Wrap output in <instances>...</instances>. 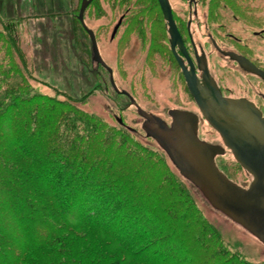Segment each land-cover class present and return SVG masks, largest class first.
I'll return each mask as SVG.
<instances>
[{"label":"trees","instance_id":"trees-1","mask_svg":"<svg viewBox=\"0 0 264 264\" xmlns=\"http://www.w3.org/2000/svg\"><path fill=\"white\" fill-rule=\"evenodd\" d=\"M133 2L129 22L150 21L154 0ZM92 7L101 9L98 0L86 11ZM12 20L0 13V264L185 263L204 241L224 254L162 153L72 97L32 88L20 20ZM228 256L216 264H248Z\"/></svg>","mask_w":264,"mask_h":264},{"label":"rangeland","instance_id":"rangeland-1","mask_svg":"<svg viewBox=\"0 0 264 264\" xmlns=\"http://www.w3.org/2000/svg\"><path fill=\"white\" fill-rule=\"evenodd\" d=\"M123 2L125 3L121 4L119 0H98L101 9L96 12V19H92L94 12L91 10L86 11L85 21L99 33L100 53L113 69L118 87L128 90L148 113L160 114L169 120L166 110L169 105L168 99L181 103L184 97L182 83L177 79V70H174V96L170 97L172 89L167 80V71H159V64L155 65L152 59L140 58L139 46L134 37L121 45L118 41H109L113 26L126 12V8L134 3L133 0ZM81 3L82 0H0V13L6 21L20 20L19 24L16 23L18 35L15 32L14 34L17 35L27 57L32 74L30 76L32 88L47 95L59 94L57 96L62 99L66 96L72 97L78 107L100 118L110 127H117L119 124L116 117H121L126 125L136 130L130 132L138 140L164 155L168 167L191 188L196 206L219 233L224 254L216 252L211 242L204 241L198 243L199 247H194L195 256L189 262L169 263L154 260L145 264H216L218 260L228 258V255L240 256L248 264H264V243L214 209L198 189L182 177L158 143L146 136L142 129L143 117L137 109L134 106L128 107L129 99L112 88L106 69L92 61L89 36L76 19ZM172 3L180 13L186 6L184 0H172ZM155 4L158 7L157 0H154V6ZM150 23L151 21L147 22ZM0 30L5 36L1 24ZM146 49L143 46V50ZM190 108L197 110L192 100ZM199 135L212 143L221 142L218 133L206 121L201 122ZM216 164L237 184L248 187L252 182V176L236 161L229 150L216 158ZM89 233L82 236L90 239L87 235ZM95 235L103 237L96 233ZM101 241L106 240L101 238ZM106 243V246L111 248L108 241ZM63 256L64 254H61L58 258L64 260ZM36 258L41 257L37 255ZM131 263L134 264L132 261Z\"/></svg>","mask_w":264,"mask_h":264},{"label":"flooded vegetation","instance_id":"flooded-vegetation-1","mask_svg":"<svg viewBox=\"0 0 264 264\" xmlns=\"http://www.w3.org/2000/svg\"><path fill=\"white\" fill-rule=\"evenodd\" d=\"M169 2L178 31V39L174 46V37L159 0H157L158 7L151 9L150 24L141 22L142 19L138 17L135 24L130 23L132 19L127 13H123L109 36V41H118L120 45L134 37L139 46L140 58L152 59L155 65L159 64V71H167V80L172 89L170 97L174 96V70H177V79L182 83L184 96L181 103L167 98L169 105L166 110L169 120L164 119L160 114H150L171 125L173 118L170 112L180 110L193 113L198 121L199 138L209 142L200 137L199 127L202 121H206L212 128L213 126L190 92L182 67L185 66L188 71H194L205 98L211 99L212 94L216 93L225 99L244 100L252 104L264 118V0H184L186 6L181 13L173 6L172 0ZM91 10L94 12L92 19L95 20L97 11L94 7ZM103 13L105 14V10ZM88 27L93 30L99 47V33L96 29ZM143 46L147 49L143 50ZM106 71L108 72L107 69ZM108 74L110 81V73ZM118 89L119 91L114 90L129 99L128 107L142 108L128 90L119 87ZM130 96L136 104L131 101ZM191 100L196 111L190 108ZM212 101L216 99L213 98ZM144 121L143 118V123ZM213 129L218 133L221 142L209 143L221 145L225 148V153L226 150L232 153L224 145L222 135L215 128ZM221 155L223 154L217 155L216 158Z\"/></svg>","mask_w":264,"mask_h":264},{"label":"water","instance_id":"water-1","mask_svg":"<svg viewBox=\"0 0 264 264\" xmlns=\"http://www.w3.org/2000/svg\"><path fill=\"white\" fill-rule=\"evenodd\" d=\"M92 1L82 0L77 18L91 39L93 62L108 70L113 88L119 91L113 70L102 58L95 34L84 19ZM159 3L170 25L174 46L178 31L170 2L159 0ZM182 67L190 92L206 119L222 135L224 145L232 151L236 161L252 175V182L248 187L239 185L218 168L216 156L224 154L225 148L199 138L198 121L193 113L174 110L170 112L173 122L169 125L137 106L138 113L145 119L143 130L147 137L158 143L182 177L196 187L214 209L264 243V118L244 100L225 99L216 93L211 99L205 98L194 71ZM123 93L128 95L126 91ZM213 98L217 100V105ZM131 101L136 104L132 97ZM116 120L136 132L121 117H116Z\"/></svg>","mask_w":264,"mask_h":264},{"label":"bare ground","instance_id":"bare-ground-1","mask_svg":"<svg viewBox=\"0 0 264 264\" xmlns=\"http://www.w3.org/2000/svg\"><path fill=\"white\" fill-rule=\"evenodd\" d=\"M217 101V100H216ZM216 101H213L214 102V104H216ZM217 105V104H216Z\"/></svg>","mask_w":264,"mask_h":264}]
</instances>
